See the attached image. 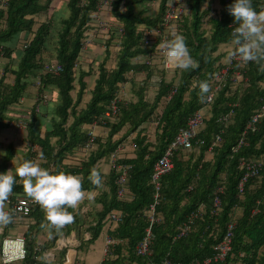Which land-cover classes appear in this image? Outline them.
<instances>
[{
	"label": "trees",
	"instance_id": "obj_1",
	"mask_svg": "<svg viewBox=\"0 0 264 264\" xmlns=\"http://www.w3.org/2000/svg\"><path fill=\"white\" fill-rule=\"evenodd\" d=\"M99 1L67 0V14L62 18L55 17L56 0H45L44 4L41 0H8L6 8L0 10V57L8 61L0 69V132L8 128L10 111L20 105L26 91L33 87L37 88L38 94L50 88L56 90L57 102L53 113L39 115L28 122L26 131L30 147L24 160L39 159V154L43 153L45 159H39L42 167L53 174L62 171L78 175L82 178L85 192L99 191L93 205H99L100 209L93 206L86 214L68 209L74 216V222L63 227L59 233L69 236L75 230L76 236L81 238L78 227L93 224L90 239L80 240L81 246L91 244L100 235L109 213L118 211L122 216L121 222L111 232L112 238L117 240L113 249L117 258L106 259L103 264H125V261L131 264H160L165 258L175 263L192 264L214 254V246L222 239L227 224L234 221L231 252L221 264H264V164L256 176L247 179L242 192L238 191L244 173L240 160L264 161V120L256 132L247 135L246 144L234 151L245 123L264 104V70L255 62L243 65L247 82L241 85L239 92L231 95V83L228 82L216 94L205 118V129L197 136L203 145H194L195 150H178L174 154L173 169L161 180V201L155 207L156 221L151 228V253L145 257L135 254V248L150 224L147 211L153 202L151 176L154 165L173 142L178 130L185 127L192 114L205 105V102L199 101V89L193 84L205 80L210 84L221 60V55L216 56L218 47L232 43L233 32L238 25L227 9L234 0L230 3L219 0L221 8L215 17L209 15L210 10H202L208 0H185L188 13L179 21V33L185 37L197 67L180 70L176 94L168 101L167 96L174 88L172 83L163 82L152 102L144 100V88L139 87L136 91L138 100L128 104L121 102L117 120L107 122L109 134L106 140L95 142L97 148L88 150L84 159L68 164L66 161L80 151L88 139L83 126L92 124L106 111L119 84L126 81L129 72L145 69L131 63L132 59L150 53V49L142 45L137 29L142 25L156 26L164 14L166 2L161 0L158 11L150 15L148 11L156 0H113L107 10L123 29L116 68L107 71L102 64L99 66V77L91 91V98L84 109L78 110L86 88L85 79L93 69L79 74L80 90L74 102L71 97L74 66L82 53L84 32L93 24ZM252 6L257 12L263 11L264 0H252ZM119 28L115 27L111 34ZM21 34L23 38L19 39ZM51 43L54 44V60L45 57L49 54ZM46 63L59 64L62 71L56 75L45 73ZM36 81L40 82L38 86ZM233 103L238 105L231 123L221 135V143L213 148L211 154H207L208 146L220 130L218 118ZM158 107H162L161 115L152 143L138 128L157 117ZM41 117L45 118L43 120L47 125L43 136L35 130V123ZM126 126L129 127L126 133L113 140ZM130 133H136L133 139L135 156L117 160L118 165L128 168L127 191L123 198H119L116 181L120 171L112 168L104 181L96 165L113 155ZM12 156L10 151L0 163V174L7 171ZM92 168L101 174L100 187L88 180ZM12 193L27 196L22 185L15 184ZM216 194L220 200V211L213 216L210 212ZM10 199L11 202L15 200L14 197ZM201 206L203 214L194 219L186 235L178 237L179 229L188 224L191 214ZM27 217L33 220V228H40L45 222L44 211L38 204L31 207ZM53 232L50 242L42 246H37L32 239L26 240L27 256L23 264H36L35 257L41 256V250L53 248L59 237L54 229ZM39 247L41 250L38 252ZM56 253L64 257V251Z\"/></svg>",
	"mask_w": 264,
	"mask_h": 264
},
{
	"label": "built area",
	"instance_id": "obj_2",
	"mask_svg": "<svg viewBox=\"0 0 264 264\" xmlns=\"http://www.w3.org/2000/svg\"><path fill=\"white\" fill-rule=\"evenodd\" d=\"M209 1V0H208ZM8 0H0V10L5 9L7 6ZM113 0H100L98 2L97 11L93 15V24L90 28L86 29L84 32V38L82 42V50L86 47V45L90 42L87 38L86 32L89 30H95L97 34L101 37L104 43L110 39L111 36V28L112 24L101 17V13L106 11L107 8L111 5ZM231 0H225V3H230ZM207 3V2H206ZM164 14L161 18V21L156 26H139L137 31L141 35V43L144 47L150 49V53L147 54L148 60L147 63L150 64L152 62H159L164 70H175L177 68H173L167 65L160 51L157 49V45L160 41L170 38L169 32L170 30H175L176 32H180L179 21L188 13V8L185 3V0H166L164 6ZM220 3L218 5L217 12L213 15L216 16L220 11ZM202 10H204L202 8ZM264 11V10H263ZM206 20V19H205ZM234 33V32H233ZM118 44L121 48V41L123 37V29L120 27L118 29ZM235 46L233 45L232 50L226 54L225 61L221 64L217 63V71L212 77L210 82L211 92L209 93L208 100L204 103V106L209 107L216 96V94L221 91L228 82H230V89L232 92L237 93L240 91L243 84L247 82V78L244 76L245 69L242 63L239 60V57H231L230 53L234 50ZM0 55H2L0 53ZM76 64L74 69H76ZM62 71V68L59 64L54 63H46L44 65L45 73H53L58 74ZM38 86L40 84L39 81L35 82ZM242 85V86H241ZM177 87H174L171 92L167 96V101L172 98L174 94H176ZM39 102H46L47 94L46 91L42 94H39ZM119 91H116L114 98L109 102L106 111L98 118V120L94 121L90 124V129H94L98 126H106L107 122H115L118 118V106L122 102ZM237 103H233L230 105L229 110L220 116L217 120V123L220 126L219 133L213 138L211 144L208 146L207 154H211L213 152V148L219 145L222 141V134L224 133L225 128L231 123L232 117L234 115V109L237 107ZM161 115V107L157 109V117H154L153 122L157 125ZM205 112L201 109L195 111L192 116L188 119L185 127L180 128L176 133V136L173 142L165 149L162 156L155 163L153 168V173L151 176V185L153 188V202L150 204L149 209L147 211L149 226L145 231V236L139 242L135 248V254L139 257H145L150 255L151 246L153 241V234L151 231L152 224L156 221L154 217L155 207L161 201V180L162 178L169 174L173 169V156L177 153L178 150L183 151H192L195 150L194 145L201 147L203 145L202 140H197V136L205 129ZM262 120H264V104H262L256 112L247 120L245 123L244 129L238 139L237 146L234 148V151L241 148L246 144V138L249 133H254L259 129V125ZM152 122V123H153ZM18 127L24 128L26 126L25 123L17 124ZM89 129V130H90ZM87 131V140L84 146L81 147L80 151L76 152V154L71 157V159L75 161H80L88 152L91 150L92 143H94V134L92 130ZM133 150H135V145L133 144ZM70 158V157H69ZM264 164V161L261 159H241L239 162L240 168L244 171L243 176L238 184V191L241 193L248 178L256 176ZM111 167L117 171H120V174L117 178V196L119 198H123L127 191V174L128 168L125 166H121L117 164V159L115 155L111 156ZM220 189H218L219 192ZM11 206V212L14 216L26 218L31 211V207L36 205L33 200H31L27 196H21L11 202L7 201ZM220 211V200L218 195H215L213 200V206L211 207L210 214L216 216ZM203 214V207H199L197 211L191 214L188 224H184L179 229L178 237L186 235L190 230V225L194 221L195 218L201 216ZM121 213L118 211H112L107 216L106 224H108L109 228L114 230L118 223L121 222ZM235 228L234 221H231L227 224L225 228V232L223 234L222 239L214 246V254L211 257H208L202 261H195L192 264H221L224 262L226 257L231 252L232 238H233V230ZM86 240L90 239V235L87 234ZM80 245L79 240L73 235L68 237H61L56 240L52 249L44 251L42 256L44 259L48 261H53L55 259V253L59 251H64V257L62 264H80L78 262V253L77 248ZM115 246V240L111 238L106 239L105 243V254L112 255L111 249ZM27 256L26 249V237L25 232H20L15 236H7L4 237L0 242V264H23L24 260ZM160 264H180L172 262L171 260L165 258L162 260Z\"/></svg>",
	"mask_w": 264,
	"mask_h": 264
},
{
	"label": "crops",
	"instance_id": "obj_3",
	"mask_svg": "<svg viewBox=\"0 0 264 264\" xmlns=\"http://www.w3.org/2000/svg\"><path fill=\"white\" fill-rule=\"evenodd\" d=\"M42 4L45 3V0H41ZM161 0H156L151 4V12L156 13L158 11L159 5ZM58 3H64L66 5L67 0H56ZM219 0H209L207 3L203 5V9L205 11H209V15L213 16L218 9ZM101 17L108 20L112 24L111 31L115 29V27H121L122 25L115 20H113L112 15L108 10L103 11L101 14ZM215 17V16H214ZM208 18V16H207ZM209 28V26L207 25ZM207 28V29H208ZM87 38L90 42L86 45V47L82 50V53L79 55L77 62H76V69H75V81L73 83L74 89L71 91V97L73 98V101L76 102L78 97V93L80 90V86L78 83L79 74L84 72H88L91 69H93V72L90 76L86 77V88L84 92L82 93L81 101L79 105L77 106L78 110H82L86 107L87 103L89 102L91 98V91L94 89L95 83L97 78L99 77V66L102 64L104 69L107 71H112L116 68L117 64V55L120 51V46H117L118 44V31L116 33L111 34L110 39L107 40L105 43L97 34L95 30H89L86 32ZM23 38V34L20 35L19 39ZM122 42V41H121ZM233 44L227 43L220 45L218 47V50L216 51V56L221 55V60L218 61V64H221L225 61V56L232 50ZM49 54H45V57L48 56L49 59L54 60V54L52 51V48L49 47ZM225 55V56H224ZM17 60V59H16ZM49 60V61H53ZM148 56L147 55H140L134 59H132L131 63L135 65V67L139 68H145L142 71L133 70L129 72L126 75V81L123 84H119L117 91L121 94V101L122 103L128 104L130 102H136L138 100V96L136 94V91L139 89V87L144 88V100H147L148 102H152L157 95L159 89L161 88L162 83H172L174 87L179 86L180 83V69L175 70H164L162 66L159 64V62H152L150 64L147 63ZM8 61L5 58L0 57V69H2L3 66H6ZM151 72V76H148V73ZM1 76V74H0ZM56 90L50 88L48 91H46L47 94V100L46 102H39V94L37 92V88L33 87L25 92V95L20 99V105L15 107V110L10 111L9 119L7 120L9 122L8 128L5 130H2L0 132V163L3 162V160L6 158L7 154L11 151L13 153L12 158L8 162L7 171L12 170L14 174L15 166H19V163H21L24 160V155L27 154V150L30 147V142L27 139V125L30 119H33L35 117L38 118V116H42L44 114H50L53 113L56 102H57V95ZM233 95V93H231ZM159 108V107H158ZM162 108V107H161ZM203 112H205V115L209 114L210 107L203 106L200 108ZM45 111L47 113H45ZM45 120V118H43ZM42 117L40 120H37L35 123V130L36 132H39L41 136L46 131L47 125L44 123V120ZM6 121V120H5ZM153 120H149L146 123H143L138 129L142 130V134L145 135L149 142L154 143L155 136L157 132V125L153 122ZM25 123L26 126L24 128L18 127L17 124ZM129 127H124L123 130L115 135L113 137V140L120 139L127 131ZM83 129L87 132L90 129V125L83 126ZM92 130L95 138L94 143H92V149H96L97 145L95 142H104L109 134V129L106 126H98L95 127ZM89 130V131H90ZM136 133H130L123 141L120 143L117 150L114 152L113 156L115 155L117 160H121L123 158L125 159H131L134 158V151L133 150V139L135 137ZM87 154V153H86ZM112 156V155H111ZM111 156L104 160H100L97 162L96 168L100 170V172L103 175L104 181L107 179L108 174L111 172ZM85 156L82 158L84 159ZM81 159V160H82ZM36 163H39L41 165V161L39 159L33 160ZM72 161H75L73 159H69L66 161V163H71ZM73 164V163H71ZM6 171V172H7ZM16 185H22L20 178L16 177ZM23 186V185H22ZM105 187V184H103ZM102 190V189H101ZM86 196L85 199L75 208L77 211H80L82 214H86L88 211H90L91 207H93V201L94 198H96L99 195V191H89L85 192ZM90 194V198L89 195ZM23 195L17 194L15 195L12 193V195L9 197L8 200H11L10 198L14 197L15 199L21 197ZM93 205V206H92ZM96 209H100L99 205L94 206ZM6 210L11 212V206L6 202ZM45 214V213H44ZM47 225V222L43 223ZM33 220L27 218H21L14 216V220L12 223L8 224L7 226H0V242L4 237L7 236H15L16 234L20 232H25L26 240L32 239L37 246H42L44 244H47L50 242V240L54 236L53 229H51L52 235L49 236L50 229L46 227H40V228H33ZM93 224H85L84 226L78 227L81 231V238L79 239L78 236H76L75 230H72L69 234L73 235L79 240L87 241L85 238L87 237V234L91 236V227ZM22 230V231H19ZM111 232L113 230L109 228L108 224L103 225V229L98 236H102L101 241V248L99 250V258L96 262H91L88 264H103V262L106 259H113L115 260L117 256L114 254L113 249L117 245V240L112 238ZM61 237H68L64 233H59V238ZM97 238V239H98ZM111 238L115 240V246L111 249L112 255L105 254V243L106 239ZM96 239V240H97ZM93 241L91 244H86V247L90 245L94 246ZM40 241V242H39ZM83 246V245H82ZM81 247V244H80ZM79 248V246H78ZM41 248H37V251L39 252ZM44 250V249H43ZM41 250V256L38 255L35 257V260L37 261L36 264H62L63 258H61L57 253L55 254V259L53 261H48L43 258ZM79 262V260H78ZM80 263V262H79ZM81 264V263H80ZM125 264H131L125 261Z\"/></svg>",
	"mask_w": 264,
	"mask_h": 264
},
{
	"label": "clouds",
	"instance_id": "obj_4",
	"mask_svg": "<svg viewBox=\"0 0 264 264\" xmlns=\"http://www.w3.org/2000/svg\"><path fill=\"white\" fill-rule=\"evenodd\" d=\"M227 10L238 25L233 33L235 48L230 56L239 57L242 63L255 62L264 70V11L257 12L252 0H234ZM169 36L156 46L164 62L180 70L197 67L185 37L175 30H170ZM193 87L199 89V101L206 102L211 92L208 81L194 82ZM38 158L45 159L43 153ZM16 177L20 178L27 197L44 211L47 225L42 223L41 227L50 229V237L51 229L59 233L74 222V216L68 209H75L85 199L82 178L62 171L53 174L35 161L23 160L15 166L14 174L12 170L0 174V226H7L14 220V214L6 210V202L12 195ZM88 180L96 187L102 186L101 174L96 168L91 169Z\"/></svg>",
	"mask_w": 264,
	"mask_h": 264
},
{
	"label": "rangeland",
	"instance_id": "obj_5",
	"mask_svg": "<svg viewBox=\"0 0 264 264\" xmlns=\"http://www.w3.org/2000/svg\"><path fill=\"white\" fill-rule=\"evenodd\" d=\"M54 9H55L54 14L56 15L55 17H57V18L66 17L67 8H66V5L64 3L56 2V6L54 7ZM148 14L152 15L154 13H152L151 10L149 9ZM49 47H51L53 49L54 44L51 43L49 45ZM53 54H55V53L53 52ZM19 231H22V230L19 229ZM101 241H102V236H100L96 240V242L94 243V246L90 247V245H89L86 247V245H83V246L77 248L78 260L81 264H88V263L97 261V259L100 257L99 256L100 255L99 250L101 248Z\"/></svg>",
	"mask_w": 264,
	"mask_h": 264
}]
</instances>
